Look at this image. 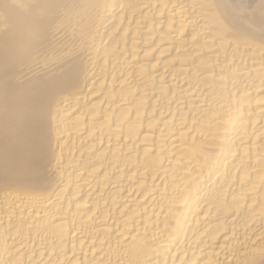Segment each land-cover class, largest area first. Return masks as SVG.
Wrapping results in <instances>:
<instances>
[{
	"label": "bare ground",
	"instance_id": "obj_1",
	"mask_svg": "<svg viewBox=\"0 0 264 264\" xmlns=\"http://www.w3.org/2000/svg\"><path fill=\"white\" fill-rule=\"evenodd\" d=\"M0 264H264V0H0Z\"/></svg>",
	"mask_w": 264,
	"mask_h": 264
}]
</instances>
